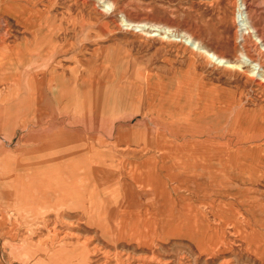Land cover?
<instances>
[{
	"label": "rangeland",
	"instance_id": "1",
	"mask_svg": "<svg viewBox=\"0 0 264 264\" xmlns=\"http://www.w3.org/2000/svg\"><path fill=\"white\" fill-rule=\"evenodd\" d=\"M0 204V264H264V0H0Z\"/></svg>",
	"mask_w": 264,
	"mask_h": 264
},
{
	"label": "bare ground",
	"instance_id": "2",
	"mask_svg": "<svg viewBox=\"0 0 264 264\" xmlns=\"http://www.w3.org/2000/svg\"><path fill=\"white\" fill-rule=\"evenodd\" d=\"M105 2H107V3H113V0H104ZM244 2H240V4H238V13H239V15L241 16V18H242V22H243V24L246 26L245 28H240V33H239V36H240V38L242 39L243 37H244V34L245 33H249V32H253V33H256V31H255V29H254V26L251 24V22H250V19L247 17V15H246V12H245V8L246 7H244ZM130 21V24H131V22L133 23H136V26H143L144 25V23H139V22H136V21H131V20H129ZM132 25V24H131ZM244 29H247V32L244 30ZM255 41L256 42H260L261 43V38L259 37V36H257V35H255ZM200 49V52L201 53H203L210 61L211 60H214V61H216V62H218V63H220V64H224V63H228V61L224 58V57H222V56H220L219 54H217V53H214V52H212V51H209V50H207V49H205V48H203V47H201V48H199ZM246 53V52H245ZM245 53H242V52H240V56L242 57L241 59L242 60H247V61H249L250 60V58L245 54ZM251 54V53H250ZM229 67H233L234 65L233 64H230V65H228ZM142 72V71H141ZM109 118V117H108ZM165 142V141H164ZM121 148V147H120ZM125 148V147H124ZM21 169V168H20ZM42 169V168H41ZM41 169H40V171H41ZM33 170V169H32ZM43 170H45V169H43ZM25 171V170H24ZM36 171V170H35ZM14 172V171H13ZM26 172V171H25ZM16 173V172H15ZM36 173V172H35ZM32 174V173H31ZM14 175V174H13ZM28 177V176H27ZM29 178V177H28ZM22 177L21 176H19V174H15L14 175V177L10 180V181H12L13 183H14V187H15V190H14V195L16 196V198H21L22 199V201H23V198L24 197H29V198H31V200L33 201H35V194L37 193L36 192V186H35V182L33 181V179H35L34 177H32V180H31V182H26V183H24V182H22ZM40 179H42V178H40ZM45 180V179H44ZM50 180H51V178H50ZM43 180H41V182H42ZM45 182V181H44ZM50 182V181H49ZM40 184V183H39ZM52 184V183H51ZM47 186V185H46ZM45 186V187H46ZM56 186V185H55ZM44 190H46V189H44ZM6 191V190H5ZM10 194H12V193H10V192H8V191H6V194H5V198H8V195H10ZM4 198V199H5ZM108 198V197H107ZM111 198V197H110ZM110 198H109V200H110ZM60 199V198H59ZM113 199H114V197H113ZM8 200V199H7ZM5 201V200H4ZM20 201V200H19ZM7 202V201H6ZM114 202V201H113ZM3 203V202H2ZM6 204V203H5ZM1 205V204H0ZM20 206V205H19ZM19 206H18V208H19ZM16 206H14V208H15ZM21 212V211H20ZM19 213V212H18ZM108 219H109V217H108ZM105 220V219H104ZM108 222V221H107ZM53 227H54V225H53ZM48 228V227H47ZM48 231V230H47ZM66 232V231H65ZM111 232V231H110ZM72 235V234H71ZM81 235V234H80ZM110 235V234H109ZM83 237V236H82ZM85 238H88V237H85ZM90 239V238H89ZM59 240V239H58ZM76 240V239H75ZM72 241V240H71ZM79 241V240H78ZM86 241V240H85ZM204 241H205V237L202 235L201 236V240H200V245L201 244H203L204 243ZM84 242V241H83ZM63 243V242H62ZM73 243V242H72ZM85 243V242H84ZM94 243V242H93ZM97 243V242H96ZM249 243L251 244V241H249ZM83 244V243H82ZM87 246V245H86ZM92 246V245H91ZM97 246V245H96ZM101 246V245H100ZM57 247V246H56ZM69 247V246H68ZM84 247V246H83ZM95 247V246H94ZM62 248V247H61ZM88 248H90V247H88ZM79 249V248H78ZM77 249V250H78ZM92 250V249H91ZM64 251V250H63ZM99 251V250H98ZM107 251V250H106ZM109 251V250H108ZM107 251V252H108ZM49 252V251H48ZM65 252V251H64ZM92 252H93V250H92ZM116 252V251H115ZM89 253V252H88ZM110 253V252H109ZM93 254H94V252H93ZM117 254V253H116ZM119 255V254H118ZM127 257V256H126ZM128 257H130V256H128ZM47 258V257H46ZM62 259V258H61ZM126 260V259H125ZM86 262H87V260H86ZM128 263V262H127ZM219 264H231L230 263V261H228V260H225V261H222V262H220Z\"/></svg>",
	"mask_w": 264,
	"mask_h": 264
}]
</instances>
